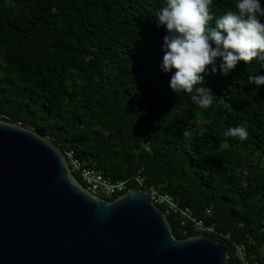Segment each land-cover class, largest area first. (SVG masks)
<instances>
[{"label": "trees", "instance_id": "obj_1", "mask_svg": "<svg viewBox=\"0 0 264 264\" xmlns=\"http://www.w3.org/2000/svg\"><path fill=\"white\" fill-rule=\"evenodd\" d=\"M164 3L0 0V120L51 139L110 181L140 175L144 187L127 189L153 188L189 209L229 264H264V85L248 79L264 74V61L205 75L213 103L194 105L159 68L166 31L155 13ZM235 3L211 0L210 9ZM241 124L245 140L224 135ZM166 217L177 240L201 234L180 227V214Z\"/></svg>", "mask_w": 264, "mask_h": 264}, {"label": "water", "instance_id": "obj_2", "mask_svg": "<svg viewBox=\"0 0 264 264\" xmlns=\"http://www.w3.org/2000/svg\"><path fill=\"white\" fill-rule=\"evenodd\" d=\"M94 196L47 137L0 120V264H229L205 234L177 240L142 190Z\"/></svg>", "mask_w": 264, "mask_h": 264}, {"label": "clouds", "instance_id": "obj_3", "mask_svg": "<svg viewBox=\"0 0 264 264\" xmlns=\"http://www.w3.org/2000/svg\"><path fill=\"white\" fill-rule=\"evenodd\" d=\"M211 0H165L155 13V24L163 26L164 54L159 65L171 73L168 85L174 93L189 94L190 101L206 109L214 93L205 85V75H227L240 61H264V7L261 0H236L235 8L216 15ZM203 74V75H202ZM264 85V74L248 77ZM225 136L248 137L245 125L228 127Z\"/></svg>", "mask_w": 264, "mask_h": 264}, {"label": "built area", "instance_id": "obj_4", "mask_svg": "<svg viewBox=\"0 0 264 264\" xmlns=\"http://www.w3.org/2000/svg\"><path fill=\"white\" fill-rule=\"evenodd\" d=\"M64 155L66 157L70 172L72 174L77 173L81 178V184L83 185V187L94 196H101L102 198L115 197L118 193H124V187L127 186V183L129 181H133L138 187H144L143 177H141L140 175H136L123 181L113 182L103 177L99 171L83 167V164L74 157L71 151L64 153ZM143 192L148 195L152 204H154L155 206L160 205L161 207H163V212L165 215H167L168 213L180 214L182 216V220L179 224L180 227H185L187 223H190L192 229L201 232L202 234L213 232L212 228L205 227L201 221L196 220L192 216V213L189 209H180L169 195L161 194L153 188L147 189V191ZM241 251L242 249L239 248L238 254L240 255V259H243L244 255L240 254Z\"/></svg>", "mask_w": 264, "mask_h": 264}]
</instances>
